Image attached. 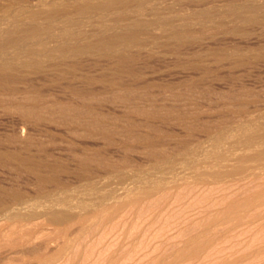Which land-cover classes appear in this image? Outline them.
I'll return each instance as SVG.
<instances>
[{
    "label": "rangeland",
    "instance_id": "rangeland-1",
    "mask_svg": "<svg viewBox=\"0 0 264 264\" xmlns=\"http://www.w3.org/2000/svg\"><path fill=\"white\" fill-rule=\"evenodd\" d=\"M0 264H264V0H0Z\"/></svg>",
    "mask_w": 264,
    "mask_h": 264
},
{
    "label": "bare ground",
    "instance_id": "bare-ground-1",
    "mask_svg": "<svg viewBox=\"0 0 264 264\" xmlns=\"http://www.w3.org/2000/svg\"><path fill=\"white\" fill-rule=\"evenodd\" d=\"M3 2V1H2ZM23 5V4H22ZM27 5V4H26ZM5 9V8H4ZM12 10V9H11ZM81 10V9H80ZM64 11V10H63ZM89 13V12H88ZM48 14V13H47ZM17 16V15H16ZM51 18V17H50ZM55 18V17H54ZM24 19V18H23ZM29 19V18H28ZM16 20V19H15ZM32 22V21H31ZM39 22V21H38ZM21 23V22H20ZM37 23V22H36ZM33 33V32H32ZM32 36H33V34H32ZM28 37V36H27ZM26 39V38H25ZM127 41V40H126ZM116 48V47H115ZM249 202V201H248ZM250 203V202H249ZM252 204V203H251ZM248 205V204H247ZM246 205V206H247ZM244 207V206H243ZM241 208V207H240ZM239 207H238V209H240ZM249 216V215H248ZM254 239V238H253Z\"/></svg>",
    "mask_w": 264,
    "mask_h": 264
}]
</instances>
